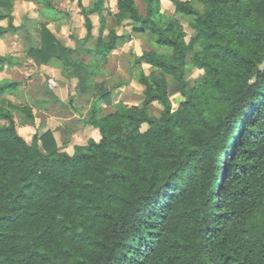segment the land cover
<instances>
[{
  "label": "trees",
  "instance_id": "obj_1",
  "mask_svg": "<svg viewBox=\"0 0 264 264\" xmlns=\"http://www.w3.org/2000/svg\"><path fill=\"white\" fill-rule=\"evenodd\" d=\"M25 1L46 20L32 34L27 19L14 24L16 0H0V38L22 37L27 57L59 66L78 94L92 95L83 125L100 139L73 154L52 131L28 140L16 113L33 127V107L0 104V264H264V0H170L173 15L161 0H142L146 14L136 0H117L115 13L107 0H78L87 32L70 36L76 47L49 28L71 19L59 0ZM105 13L132 30L106 34ZM144 33L154 49L132 66L144 100L105 114L111 91L96 78L120 42ZM15 59L0 53V72ZM193 69L202 76L191 86ZM167 76L184 98L176 107ZM21 83L0 81V97Z\"/></svg>",
  "mask_w": 264,
  "mask_h": 264
},
{
  "label": "rangeland",
  "instance_id": "obj_2",
  "mask_svg": "<svg viewBox=\"0 0 264 264\" xmlns=\"http://www.w3.org/2000/svg\"><path fill=\"white\" fill-rule=\"evenodd\" d=\"M138 7L140 8L143 14H146V4L142 0H136ZM162 1V12L165 15H173L174 7L170 0H161ZM107 10H111L112 12L117 11V7L113 5L111 0H107ZM114 6V7H113ZM59 7L63 10H66L69 15H65V19L61 21H56L50 24L49 28L53 31L55 36L59 38L65 45L73 47L76 46V42L70 38V36L74 38H82L85 37V26H84V18L81 15L80 8L78 6V0H59ZM107 15L106 20V31L113 27H117L118 19L116 17H112L111 15ZM28 19V26L32 31V34H36L34 21L37 18L45 21L46 17L40 15V9H37L36 5H27L24 6L23 0H18L16 3L15 16L14 18L19 22L24 18ZM23 19V20H24ZM93 22L95 23L94 34L98 36V30L100 28V19L99 16L95 15L93 17ZM118 32H130L132 29L130 27V23L126 19H122V23L117 27ZM183 28L187 34L186 41L189 42L190 39L194 36V31L188 26L187 23L183 22ZM11 41V46H13V42L17 43L16 50H20L19 52H25L24 39L20 36H8L5 38ZM107 39V38H106ZM153 36L150 33L144 34H133L130 41L126 43L120 42V47L117 51L113 52L110 57L107 66L103 68L102 76L96 78V82L99 87L102 86L104 89L111 91V102L107 103V101H103L104 112L103 113H111L114 112L118 102H125L129 105H139L144 100V86L139 82L133 79L132 75V66L134 55H140L144 51L153 50ZM35 42H38V38L34 36ZM94 42H89L87 45L92 46ZM22 50V51H21ZM161 50V49H160ZM84 61L89 62L90 64H94V59L82 54V58ZM191 62V59L188 58V63ZM191 64V63H190ZM144 72L146 75H149L152 72V69L148 65H144ZM158 72V71H157ZM158 75V74H157ZM202 73L197 69H193L190 73L189 83L191 86H194L200 79ZM31 78V77H30ZM64 78V77H63ZM29 80V78L27 79ZM64 84H68V90H65V102L66 106H59L61 108V113L63 115H67L69 119H66L62 122V124L58 127L59 131H61V136L65 140H68L71 145L69 146V152L71 154L74 153V147L76 145H84L87 143L89 138H94L95 140L100 139L99 133L91 131L87 133L89 129H85L83 125V121L89 118V112L91 108V103L93 101L92 95L82 96L77 93L76 86L78 84L77 80H67L63 79ZM167 82L169 86V95L174 104V106H178L184 98L179 92L178 86L172 81L170 76H167ZM42 84L38 83V86L41 88H34L33 92H36V95H32L28 98V101L31 102L36 97L40 98L41 96L48 97V93L45 91ZM35 86V85H33ZM32 86V87H33ZM37 86V85H36ZM46 86L49 88V82L46 81ZM36 96V97H35ZM73 98V102L71 99ZM150 112L156 116L160 117L163 111V107L158 103H153L150 106ZM17 119L19 120L22 130L21 135L26 139L31 140L32 137L36 133H41V129H25L24 124L28 123V119L23 113H16ZM40 113L37 111L35 113V117H38ZM93 128H91L92 130ZM143 130L147 129V126L144 125ZM28 134V136H27ZM62 141V140H61ZM68 147V148H69Z\"/></svg>",
  "mask_w": 264,
  "mask_h": 264
},
{
  "label": "crops",
  "instance_id": "obj_3",
  "mask_svg": "<svg viewBox=\"0 0 264 264\" xmlns=\"http://www.w3.org/2000/svg\"><path fill=\"white\" fill-rule=\"evenodd\" d=\"M17 1L18 0H16V2ZM93 1L94 0H82V3L84 6H89ZM111 1L113 2V5L117 7V0H111ZM23 3H24V6L32 5L33 7V5H36L33 2H28L25 0H23ZM36 6H37V9L41 8L38 5ZM173 9L175 10V8ZM93 17H95V15H92L91 19H93ZM23 19L20 21V24H19V22H17V20L14 18V24L16 26L21 25L22 22L25 19H27V17L24 20ZM38 20L39 19L37 18V20L34 21L33 23L37 25ZM27 23H28V19H27ZM0 25L7 26L8 21L4 20L0 22ZM86 32L87 31L85 28V34ZM93 35L96 36L94 34V30H93ZM11 45L12 44L10 40L0 38V53L4 55L13 56L14 58H16L15 60L17 62L13 66H10V67L6 66L3 69V71L0 72V81L12 80V81H18L22 83L14 92L7 93L3 95L2 97H0V104L5 106L8 103L12 102L17 105H22V106L29 105L33 107L34 114L38 111L40 115L35 118V126L33 127L27 126L24 128L25 129L32 128L34 130L41 129L42 131L40 135H43L48 131H52L54 132L55 138L57 139V143L59 144V146H62L63 138L60 134L61 131H59L58 127L62 124L64 120L69 119V118L67 115H63L60 110L61 108H59V106H66L67 102H65L64 96H65V90H68V84L67 83L64 84L62 82L64 81L63 80L64 78L61 74V69L57 65L39 66L34 62L32 58L27 57V52H24V51L19 52L20 50H16V47H17L16 42H13V46ZM73 47H76V46H73ZM28 78L29 80H27ZM46 81L49 82V88H47L46 86ZM38 83L39 84L43 83L42 86L44 87L45 91L48 93V97L41 96L40 98L39 97L37 98L35 96L36 98L33 99V101L29 102L28 98L30 96V93L32 92V95H36V92H33L34 88H41V86H38ZM85 129H89L87 130L88 131L87 133H90L91 131L99 133L97 129L93 128L91 130V127H85ZM70 145L71 143L69 142L68 146L64 148V150H66L68 153H70L69 152Z\"/></svg>",
  "mask_w": 264,
  "mask_h": 264
}]
</instances>
